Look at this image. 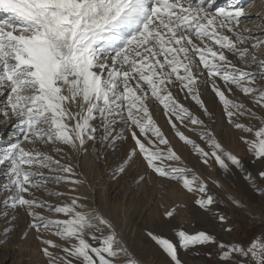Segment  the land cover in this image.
I'll return each mask as SVG.
<instances>
[{
  "label": "snow or ice",
  "instance_id": "snow-or-ice-1",
  "mask_svg": "<svg viewBox=\"0 0 264 264\" xmlns=\"http://www.w3.org/2000/svg\"><path fill=\"white\" fill-rule=\"evenodd\" d=\"M212 5L213 0H0V123L12 124L19 133L0 149V168L6 180L2 191L7 193L3 203L12 210L23 209L31 218L29 227L39 234L48 264L139 262L117 240L112 224L94 210H85V205L78 202L80 197L53 205L34 196L32 189L47 183L36 166L67 174L57 176L56 182L82 183L70 179L75 175L71 165H62L39 146L63 144L73 151L86 152L87 141L113 146L115 139L124 138L126 130L135 147L125 163L141 155L153 173L180 183L189 193H198L195 203L211 212L214 198L200 177L189 176V168L167 163L179 162L180 157L168 146L149 108L150 100L163 106L173 129L176 124L172 116L182 124L187 119L192 125L205 127L174 98L169 86L178 83L208 115L199 95L200 77L206 76L228 122L253 137H241L249 153L264 161V117L228 99L215 81L222 80L229 93V86L234 85L264 107V89L254 86L257 79L264 80V58L257 60L251 51L264 46V40L238 31L239 24L247 22L241 19L246 18V11L239 0H230L226 7L214 10ZM250 39L257 42L242 47ZM226 53L237 57L245 68L254 66L261 73L237 67ZM245 115L259 120L260 126L240 123L238 118ZM97 120L98 126L93 124ZM120 124L125 129L113 137ZM101 129L103 135L98 139L96 133ZM176 135L204 164L214 160L225 172L229 163L241 165L210 130L198 133L210 151L179 130ZM55 150L61 151L58 147ZM259 175L264 178V171ZM48 195L59 198L64 194ZM43 212L64 218H50ZM174 212L169 210L166 216L172 217ZM3 215L7 217L8 213ZM213 218L225 231H232L226 226V216L213 213ZM41 230L63 243L44 238ZM148 235L170 258V264H183L175 243ZM175 235L185 251L216 245L224 264H264V239L241 246L217 241L206 231L178 230ZM57 249L63 255L54 251Z\"/></svg>",
  "mask_w": 264,
  "mask_h": 264
},
{
  "label": "rangeland",
  "instance_id": "rangeland-1",
  "mask_svg": "<svg viewBox=\"0 0 264 264\" xmlns=\"http://www.w3.org/2000/svg\"><path fill=\"white\" fill-rule=\"evenodd\" d=\"M216 2L217 4L214 2L212 5L213 10L226 7L230 0ZM239 2L246 11V18L241 19H247V22L240 23L238 31L244 36H257L255 32L261 31L264 26V0H239ZM261 38H264V35ZM256 42L257 40L250 39L242 47H250ZM262 49L264 46L251 51L256 56L258 54L264 58L263 53H260ZM226 55L237 67L257 74L262 71L254 66L245 68V64L237 57L230 53ZM200 81L199 95L208 110V115L191 96L185 95L186 89L181 91L178 83L169 87L174 98L193 116L202 120L205 127L192 125L187 119L182 124L172 116L176 124V129H173L163 106L150 100L149 108L152 119L169 141L168 146L180 157L179 162L167 163L189 168L192 170L187 173L189 176L200 177L207 185L208 194L214 198L211 212L200 209L195 203L199 198L198 193H189L180 183L159 177L148 169L141 155L137 154L131 161L125 163L129 152L135 147V142L130 132L124 130L126 126L123 124L116 126L113 137L124 130V138L115 139L113 146L106 147L103 143L94 144L92 141H87L86 152L73 151L63 144L39 146L42 152L60 160L62 165H71L75 175L70 179H78L82 183L73 185L63 180L56 182L57 176H67V174L36 166L35 170L43 174L47 183L40 189H32L34 196L53 205L70 203L72 198L80 197L78 202L85 205V210H94L112 224L117 240L139 264H170V258L148 233L168 238L175 243L178 257L183 264H224V262L218 258L216 245L199 246L188 251L180 248L175 235L178 230L188 233L206 231L217 241L241 246H247L255 239H264V178L259 175L264 171V161L256 160L241 139L245 136L249 139L253 137L236 130L228 122L223 105L211 89V82L206 81V76H201ZM215 81L217 86L225 91L228 99L243 104L257 117H264V107L253 103L251 96H245L234 85L229 86L232 88V92L229 93L222 80L215 78ZM254 86L264 89V80L257 79ZM238 119L240 123L248 126L257 128L260 126L259 120L250 119L248 115ZM93 124L98 126L99 121H93ZM176 130L205 151L210 149L205 141L200 139L198 133L210 130L224 150L231 152L241 161L240 167L229 163L230 170L225 172L214 160L204 164L192 147L179 139ZM96 135L99 139L103 135V129ZM18 136L19 133L12 124L0 123V149L6 148ZM140 139L146 143L144 137ZM232 144L234 147L231 146ZM168 146L160 147L166 149ZM57 147L61 149L60 152L55 150ZM122 166L124 171L120 172ZM232 170H236L235 173L239 175L237 179L243 181L241 186L235 184L233 179L236 177ZM5 182L3 169L0 168V264H48V259L42 252L44 246L37 238L39 234L29 227L31 218L23 209L12 210L4 205L3 200L7 193L2 191V185ZM49 192H60L64 195L58 198L48 195ZM172 209H175L173 216L167 217L166 212ZM5 212L8 213L7 217L3 215ZM213 213L226 216V226L232 231H225L220 222L213 218ZM43 214L50 218H64L62 215L57 216L48 212ZM13 216H15L14 220H12ZM41 231L44 238L57 244L63 243L51 233ZM104 234L107 235V231ZM54 251L58 255H63L59 249Z\"/></svg>",
  "mask_w": 264,
  "mask_h": 264
},
{
  "label": "bare ground",
  "instance_id": "bare-ground-1",
  "mask_svg": "<svg viewBox=\"0 0 264 264\" xmlns=\"http://www.w3.org/2000/svg\"><path fill=\"white\" fill-rule=\"evenodd\" d=\"M216 1H218V0H213V3L215 2L216 4H217V2ZM220 2H223V0H219V3ZM262 30L260 31H258V32H255L256 33V35L258 36V37H263V35H264V26H262V28H261ZM257 30V28L255 29V31ZM254 33V34H255ZM253 34V33H252ZM259 38L260 40H262V39H264V38ZM264 49H262V51L260 52L261 54L263 53V55H264ZM260 55V54H259ZM257 56H258V54H257ZM262 58V56H258L257 57V60H259V59H261ZM230 144V143H229ZM231 146H233V144L231 145ZM234 147V146H233ZM231 165V164H230ZM232 168V167H231ZM229 170H230V168H229ZM233 171V170H232ZM236 171V170H235ZM235 171H233L234 172V176L236 177V179H233L234 180V182H235V184H238V185H240L241 186V184L243 183V181H241V179H237L238 177H239V175H237V173H235ZM233 177V176H232ZM233 180H231V181H233ZM229 183H231L230 181H229Z\"/></svg>",
  "mask_w": 264,
  "mask_h": 264
}]
</instances>
